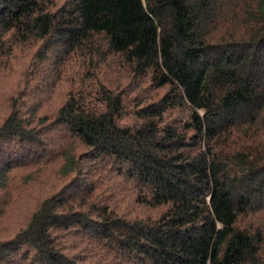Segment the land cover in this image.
Here are the masks:
<instances>
[{
  "label": "trees",
  "instance_id": "obj_1",
  "mask_svg": "<svg viewBox=\"0 0 264 264\" xmlns=\"http://www.w3.org/2000/svg\"><path fill=\"white\" fill-rule=\"evenodd\" d=\"M0 264H264V0H0Z\"/></svg>",
  "mask_w": 264,
  "mask_h": 264
},
{
  "label": "rangeland",
  "instance_id": "obj_2",
  "mask_svg": "<svg viewBox=\"0 0 264 264\" xmlns=\"http://www.w3.org/2000/svg\"><path fill=\"white\" fill-rule=\"evenodd\" d=\"M55 2L58 4V5H63L64 3H65V0H55ZM239 4V3H238ZM235 6V4L233 5V7ZM230 7L229 8H225V9H223V14H224V16L225 17H227L228 16V13L227 12H229L230 11ZM244 20V18L242 19V20H240V21H243ZM239 20L238 21H236V24L235 25H233V29L235 30V31H237L238 29H239V24L237 23V22H240ZM235 22V21H234ZM219 26H222V28H220V30H222L221 32H224V28H227L226 26L225 27H223V25H219ZM96 61H97V63H100V58H97L96 59ZM16 64H18V61L16 62ZM122 65V62H121V60L118 58V57H110V58H108L107 59V61L105 62V64H103L102 65V69H103V72L104 73H107V72H109V76H111V78L112 79H116V77H117V75L120 77V74L118 73V70L117 69H119V67H121V68H123L124 66H121ZM123 70H126L125 68H123V69H121V71H122V74H125V72L123 71ZM117 73V75H116V73ZM113 73V74H112ZM111 74V75H110ZM123 86L125 87L124 89H126V88H130L131 87V83H129L128 81H124V83H123ZM148 87V85L147 86H145V85H140L137 89H136V91H140V94H135V95H138V97H140V98H143V97H145V96H152V98H153V96H155L156 94H163L164 93V91L163 90H161V91H159V92H157V91H154V90H151V89H149V90H146V91H143L142 89H146ZM132 89H133V86H132ZM129 91H132L131 89H128ZM141 91H143V92H141ZM59 93V92H58ZM141 95H144L143 97L141 96ZM131 105H134V103H132ZM52 105H49L48 106V108H45L44 110L45 111H47V113H51V111H52ZM132 108H134V107H132ZM132 108L129 110V111H133L132 110ZM31 174V171H18V172H16V173H14V175H13V183H16L17 185H19V186H23L24 188L25 187H27L25 184H24V180H23V178H25V176H26V174ZM42 190H43V186H40V185H36V186H34V188L32 189V192H24V193H22L21 195H20V197H22L21 199H19V197H18V201H19V203H17V205H15L16 206V208H14L13 207V209H12V211H11V213H10V215L8 216V222L9 223H14V224H16L17 223V221H20L21 220V216H20V213L21 212H19L18 213V211L20 210V205H25V204H27V206H31L34 202H35V199H36V196L37 195H39V194H41L42 193ZM22 192V189H20V190H18L16 193V195H19V193H21ZM19 214V215H18Z\"/></svg>",
  "mask_w": 264,
  "mask_h": 264
}]
</instances>
